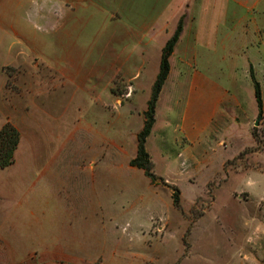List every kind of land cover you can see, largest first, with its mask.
Returning a JSON list of instances; mask_svg holds the SVG:
<instances>
[{
    "label": "rangeland",
    "instance_id": "rangeland-1",
    "mask_svg": "<svg viewBox=\"0 0 264 264\" xmlns=\"http://www.w3.org/2000/svg\"><path fill=\"white\" fill-rule=\"evenodd\" d=\"M245 1L0 0V129L20 132L0 264H264V1ZM181 18L153 181L130 161Z\"/></svg>",
    "mask_w": 264,
    "mask_h": 264
},
{
    "label": "trees",
    "instance_id": "trees-1",
    "mask_svg": "<svg viewBox=\"0 0 264 264\" xmlns=\"http://www.w3.org/2000/svg\"><path fill=\"white\" fill-rule=\"evenodd\" d=\"M182 30L183 18L180 19L176 30L168 39L163 48L159 73L154 82L151 98L147 104V109L144 111V125L142 130L137 135L138 145L136 156L130 161L131 166L143 169L145 174L153 181L155 180V176L151 171L152 162L150 160L148 152L145 149V142L155 122L156 101L170 71L169 57L174 51ZM255 96L259 105L261 106V90L257 81H255ZM19 142V129L12 122L7 120L0 129V168L8 167L12 163H14L15 151L18 147ZM178 196V191H175V202H177Z\"/></svg>",
    "mask_w": 264,
    "mask_h": 264
},
{
    "label": "crops",
    "instance_id": "crops-1",
    "mask_svg": "<svg viewBox=\"0 0 264 264\" xmlns=\"http://www.w3.org/2000/svg\"><path fill=\"white\" fill-rule=\"evenodd\" d=\"M261 1H264V0H255V2H254V5H256V4H258V3H260ZM239 4H241L242 6H245V4H246V1L245 0H239ZM184 8L185 9H189L190 8V5L188 4V5H184ZM184 9V10H185ZM224 13V12H223ZM202 15V14H201ZM197 30V29H196ZM200 30V29H199ZM53 177H55L54 178V185H52L51 186V188L49 189V192L50 193H52L53 192V194H56L57 193V191L59 190V189H62L63 188V186H64V181H63V179H62V173L60 172V174H58V176H57V174H55ZM59 177V178H58ZM58 178V179H57ZM62 181L64 182V183H62ZM50 250L51 251H49L47 254L44 252V254H42V256H43V258L45 257H47V258H49L50 259V257H56V256H60V255H62V251H63V248L61 247V246H58V245H56L54 248H50ZM47 260L48 259H46V260H44V262H45V264H50V260L47 262ZM17 264V263H16Z\"/></svg>",
    "mask_w": 264,
    "mask_h": 264
},
{
    "label": "water",
    "instance_id": "water-1",
    "mask_svg": "<svg viewBox=\"0 0 264 264\" xmlns=\"http://www.w3.org/2000/svg\"><path fill=\"white\" fill-rule=\"evenodd\" d=\"M259 124V120H257L256 122H255V125L257 126Z\"/></svg>",
    "mask_w": 264,
    "mask_h": 264
}]
</instances>
